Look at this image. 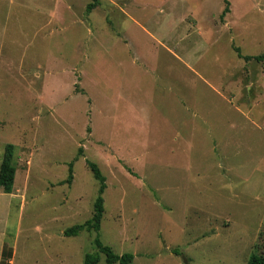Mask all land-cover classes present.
Masks as SVG:
<instances>
[{"label": "rangeland", "instance_id": "rangeland-1", "mask_svg": "<svg viewBox=\"0 0 264 264\" xmlns=\"http://www.w3.org/2000/svg\"><path fill=\"white\" fill-rule=\"evenodd\" d=\"M235 47L264 54V0H0V264L94 251V231L63 234L92 215L86 160L99 239L130 264L261 251L264 68Z\"/></svg>", "mask_w": 264, "mask_h": 264}, {"label": "trees", "instance_id": "trees-1", "mask_svg": "<svg viewBox=\"0 0 264 264\" xmlns=\"http://www.w3.org/2000/svg\"><path fill=\"white\" fill-rule=\"evenodd\" d=\"M93 5L94 3H88L86 5V10H90ZM235 51L245 60L254 59L256 61L262 62L264 68V54L241 55L238 47H235ZM78 151L80 153L81 149L79 148ZM79 153L75 156V159L78 157ZM86 164L92 172L93 177L98 182L97 193L93 201L92 215L89 219L85 220L82 223H75L65 228L63 230V234L65 236H73L77 235L82 230H85L87 232H95V236L93 238L94 251L87 252L84 255L82 264H96L97 262H99L100 253L104 255L105 264H130L133 259V255L131 253H115L110 246L103 244L99 239L98 232L100 229V221L104 210L102 194L106 187L105 177L101 173L96 163L90 160H86ZM14 173L15 167L13 164V145L11 143H7L4 146L3 154L0 160V187L4 193L11 192ZM71 179L72 162H69L67 168V177L65 179L66 183H70ZM245 264H264V247L259 252H252L251 254H249Z\"/></svg>", "mask_w": 264, "mask_h": 264}]
</instances>
